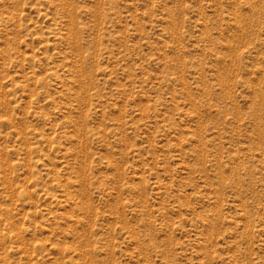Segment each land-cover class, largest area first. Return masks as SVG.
Listing matches in <instances>:
<instances>
[{
    "label": "rangeland",
    "instance_id": "obj_1",
    "mask_svg": "<svg viewBox=\"0 0 264 264\" xmlns=\"http://www.w3.org/2000/svg\"><path fill=\"white\" fill-rule=\"evenodd\" d=\"M0 264H264V0H0Z\"/></svg>",
    "mask_w": 264,
    "mask_h": 264
}]
</instances>
